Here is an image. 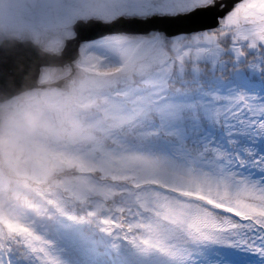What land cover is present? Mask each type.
Instances as JSON below:
<instances>
[{
  "label": "snow or ice",
  "instance_id": "obj_1",
  "mask_svg": "<svg viewBox=\"0 0 264 264\" xmlns=\"http://www.w3.org/2000/svg\"><path fill=\"white\" fill-rule=\"evenodd\" d=\"M0 264H264V0H0Z\"/></svg>",
  "mask_w": 264,
  "mask_h": 264
},
{
  "label": "water",
  "instance_id": "obj_2",
  "mask_svg": "<svg viewBox=\"0 0 264 264\" xmlns=\"http://www.w3.org/2000/svg\"><path fill=\"white\" fill-rule=\"evenodd\" d=\"M169 27L173 32H176V31L183 29V28L192 27V25H190L186 22H178V23L171 25ZM27 55H28L27 53H20L19 56L16 58L17 62L23 61Z\"/></svg>",
  "mask_w": 264,
  "mask_h": 264
}]
</instances>
